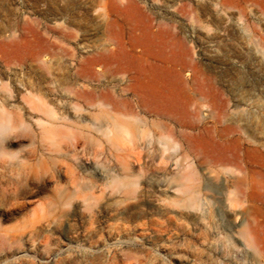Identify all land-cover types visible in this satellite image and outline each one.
Returning a JSON list of instances; mask_svg holds the SVG:
<instances>
[{"label": "rangeland", "instance_id": "obj_1", "mask_svg": "<svg viewBox=\"0 0 264 264\" xmlns=\"http://www.w3.org/2000/svg\"><path fill=\"white\" fill-rule=\"evenodd\" d=\"M256 148L264 0H0V264H264Z\"/></svg>", "mask_w": 264, "mask_h": 264}, {"label": "bare ground", "instance_id": "obj_2", "mask_svg": "<svg viewBox=\"0 0 264 264\" xmlns=\"http://www.w3.org/2000/svg\"><path fill=\"white\" fill-rule=\"evenodd\" d=\"M137 131L138 130H135L134 135H136L138 137V132ZM253 152H254V155H255L256 162L262 161L264 163L263 150L261 148H256V149L253 150ZM234 202H236V200L232 199L230 196L227 197V208H228V211L232 215V217L234 218L235 222L237 224L239 223V226H240V220H241V215L242 214L233 205ZM250 229L252 230V232H255L252 227H250ZM241 236L245 240V242L242 240L243 244H247L248 245L251 241L255 240V236H252L251 238L250 237H246V233L245 234H241Z\"/></svg>", "mask_w": 264, "mask_h": 264}]
</instances>
